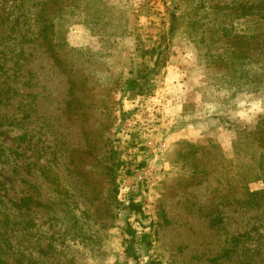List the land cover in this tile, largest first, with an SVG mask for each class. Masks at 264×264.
I'll use <instances>...</instances> for the list:
<instances>
[{
    "label": "rangeland",
    "instance_id": "obj_1",
    "mask_svg": "<svg viewBox=\"0 0 264 264\" xmlns=\"http://www.w3.org/2000/svg\"><path fill=\"white\" fill-rule=\"evenodd\" d=\"M257 1L0 0V264H264V181L224 176L264 79L217 59L262 78Z\"/></svg>",
    "mask_w": 264,
    "mask_h": 264
},
{
    "label": "trees",
    "instance_id": "obj_2",
    "mask_svg": "<svg viewBox=\"0 0 264 264\" xmlns=\"http://www.w3.org/2000/svg\"><path fill=\"white\" fill-rule=\"evenodd\" d=\"M188 1L189 0H176V6L180 8V6L184 5ZM254 3H258V5L256 6L258 11L255 12V14H258L259 19H254L253 23L256 24L255 26H262L263 30L260 32H264V0H258ZM215 7L222 9L224 6L216 5ZM215 13L216 15H218V17H220V11H217ZM247 14H249V12L244 11L243 17ZM225 15L226 17L236 15L237 19L242 17L241 12L235 11L231 13L229 12ZM224 20L225 19L218 18V22H223ZM219 28H222V26L219 25ZM236 44V40H231V46H235V48L230 50V53H228L226 57L221 56V54L217 55L219 63L222 64L224 67L231 68L232 70L230 74L234 73L233 78H238L240 80L245 81L243 85L248 83L249 80L256 83H261L264 79V74H260L262 78L259 79L248 77L245 75L239 76V68L243 67L244 62H246V56L240 54V52L236 49ZM163 50L164 49L161 46L153 48L152 52H156L154 67L158 66L159 62H162V57L165 54ZM238 133L239 137L233 145L235 156H247L249 158V162L247 164L235 165L232 160L225 159L226 171L224 172V176L226 177V181H230L231 179L237 180L240 186H236V188H238V192L236 193H238V200L240 204L244 208H252L254 207L253 202L255 201L254 198L256 197V194L249 190L248 184L257 179L264 181V114L259 115V118L254 125L244 124L240 126L238 128ZM232 186L233 185H229L226 189L228 192V200L230 199V195L235 190V187Z\"/></svg>",
    "mask_w": 264,
    "mask_h": 264
},
{
    "label": "crops",
    "instance_id": "obj_3",
    "mask_svg": "<svg viewBox=\"0 0 264 264\" xmlns=\"http://www.w3.org/2000/svg\"><path fill=\"white\" fill-rule=\"evenodd\" d=\"M205 104V106H207V107H212V109H213V111L212 112H209L208 114H204V116L203 117H207V118H216L219 114H221L220 113V108H218V106L216 107L213 103H210V102H205L204 103ZM215 106V107H214ZM208 127H209V124H208ZM194 128H195V131H193V132H197V136H199L200 135V132H201V130H199V129H197V128H199V126H194ZM191 131H192V126L191 125H187V126H185L184 127V129H183V133H184V135L183 136H187V137H189L190 135H191ZM192 132V133H193Z\"/></svg>",
    "mask_w": 264,
    "mask_h": 264
}]
</instances>
